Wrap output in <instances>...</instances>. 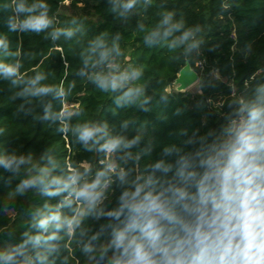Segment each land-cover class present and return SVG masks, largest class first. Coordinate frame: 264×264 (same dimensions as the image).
<instances>
[{"label":"trees","instance_id":"trees-1","mask_svg":"<svg viewBox=\"0 0 264 264\" xmlns=\"http://www.w3.org/2000/svg\"><path fill=\"white\" fill-rule=\"evenodd\" d=\"M65 1L0 0V64L16 69L0 70V264L126 261L114 241L137 187L138 201L161 196L171 217L161 239L174 244L212 214L201 187L232 195L217 175L204 179L219 172L216 151L227 146L228 158L236 142L223 135L240 119L246 131L264 121V0H70L92 17L62 12ZM39 18L47 26L26 23ZM186 62L205 64L195 95L168 91ZM253 109L261 116L250 122ZM257 157L264 166V151ZM97 180L93 198L77 196ZM252 195L264 199L259 185ZM243 244L229 241L220 257L237 264Z\"/></svg>","mask_w":264,"mask_h":264},{"label":"clouds","instance_id":"clouds-1","mask_svg":"<svg viewBox=\"0 0 264 264\" xmlns=\"http://www.w3.org/2000/svg\"><path fill=\"white\" fill-rule=\"evenodd\" d=\"M130 6V5H129ZM19 11L24 10L21 4ZM31 27L39 29L47 26L49 23L44 18L26 21ZM0 70L6 75H12L16 72L13 67H6L0 64ZM42 77L37 76L36 81ZM35 83V81H33ZM116 80L113 79L112 87L115 88ZM41 92L50 91L49 88L39 89ZM261 116V111L253 109L249 114V120L256 121ZM94 134V130L87 127L80 130V139L88 140ZM115 143L106 144L104 147L112 150ZM264 151V121L260 126L251 125L246 132L241 133L232 147L228 160L220 167L219 177L231 185L230 198L218 200L215 194L201 187L200 203L207 204L209 199L212 203V214L208 215L206 210L200 212L197 224L192 228H185L187 235L184 238H178L174 244L168 239L162 240L164 229L161 227V220L171 219L164 201L159 194L153 195L151 192L146 194L143 200H137L142 191L137 187L132 194V199L127 203L129 209L128 222L123 231L116 234L114 243L119 248L124 245L123 255L128 257L126 261L117 260L115 264H226V261L219 255L229 241L247 242V236L244 234L246 228L244 222L247 218V208L253 207L259 209V232L264 236V199L257 203V197L252 195L257 185L264 192V166L257 164V153ZM157 168L161 165H157ZM228 169L229 171H225ZM167 170V169H165ZM213 172L207 174L204 179L207 180L216 176ZM59 181L54 180L53 183ZM30 182L25 181L23 186ZM99 181L91 185H85L78 193V197L85 199L93 198L91 189H95ZM125 195H128L125 193ZM248 196L250 203L246 204L244 197ZM183 198L184 192H179ZM111 215V213H110ZM118 216L119 213H116ZM50 219H59L58 216H52ZM47 220L41 221V226H45ZM73 221H68L69 227ZM138 231L139 240L133 237L125 244L126 236L130 232ZM259 238V237H258ZM235 246V245H234ZM259 253L258 258L250 264H264V243L256 249H250ZM159 256L160 259L155 257ZM11 257H9L10 259ZM230 264V262H228Z\"/></svg>","mask_w":264,"mask_h":264},{"label":"rangeland","instance_id":"rangeland-1","mask_svg":"<svg viewBox=\"0 0 264 264\" xmlns=\"http://www.w3.org/2000/svg\"><path fill=\"white\" fill-rule=\"evenodd\" d=\"M62 12L64 13H67V14H71V15H78V14H82V15H86L88 17H92V14L90 13V10L86 7H84V5L82 3H79L77 5H73L71 4V1L70 0H66L62 9H61ZM197 65H200L199 63ZM205 64H203L201 67V70L198 71L199 73V81L195 84H193L192 86H190L189 88H187V90L185 91L186 93L188 94H197V93H200V81L202 79V76L206 74V70H205ZM211 77L214 78V79H221L220 75L218 74L217 71L213 70L212 73H211ZM121 84H124V81L121 82ZM168 91L170 92H179L178 91V84L174 81L169 87H168ZM220 101L217 102L216 106H219L221 105L222 103V96L219 97ZM69 106L66 105V108H68ZM243 132H246V129H240V128H234V127H231L229 129V131L227 133H225L223 135V138L225 140H233V141H236L237 137L243 133ZM228 147L225 146L224 148V151L223 152L221 149L217 150L216 151V159L218 161V164L220 167H222V165L228 160L227 156H226V153L228 152ZM113 155V149L112 150H108V165H107V168L109 171L111 172H116V163L115 161L112 159V156ZM257 155V154H256ZM225 171H228V169H224ZM217 178H218V181L219 183L221 184L223 190L225 193H228L230 194L231 191V185L225 181H222L219 177V172L217 174ZM107 185V183L105 184V186ZM247 213H249L250 215H247V220H248V224L245 225L244 227L246 228V232L244 233L247 238L249 237L250 235V230H249V220H254L255 223H260V220H259V214L257 213V211L255 210V208L253 207H249L247 208Z\"/></svg>","mask_w":264,"mask_h":264},{"label":"water","instance_id":"water-1","mask_svg":"<svg viewBox=\"0 0 264 264\" xmlns=\"http://www.w3.org/2000/svg\"><path fill=\"white\" fill-rule=\"evenodd\" d=\"M199 78L198 71L195 70L189 62H186L175 79V82L178 84V91H186L187 88L197 83ZM258 226L259 224L255 223L254 220H249L250 235L247 238V242H244L242 246L237 264H250V262H254L256 256L259 255L256 251H250V249H256L264 243V238L259 232Z\"/></svg>","mask_w":264,"mask_h":264},{"label":"built area","instance_id":"built-area-1","mask_svg":"<svg viewBox=\"0 0 264 264\" xmlns=\"http://www.w3.org/2000/svg\"><path fill=\"white\" fill-rule=\"evenodd\" d=\"M235 35V34H234ZM199 66H202L203 65V63L202 62H199ZM236 127H238V128H240V129H246V123H245V121H244V119H240L237 123H236ZM107 185H108V183H107ZM106 185V186H107ZM105 186V187H106Z\"/></svg>","mask_w":264,"mask_h":264}]
</instances>
